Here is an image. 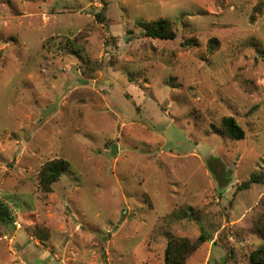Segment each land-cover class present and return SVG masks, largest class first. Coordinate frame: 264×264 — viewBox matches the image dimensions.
Here are the masks:
<instances>
[{"label":"rangeland","instance_id":"1","mask_svg":"<svg viewBox=\"0 0 264 264\" xmlns=\"http://www.w3.org/2000/svg\"><path fill=\"white\" fill-rule=\"evenodd\" d=\"M158 19L175 39L143 36ZM228 116L242 139L217 132ZM0 199V264H164L170 238L200 234L187 264H252L264 0H0Z\"/></svg>","mask_w":264,"mask_h":264},{"label":"trees","instance_id":"2","mask_svg":"<svg viewBox=\"0 0 264 264\" xmlns=\"http://www.w3.org/2000/svg\"><path fill=\"white\" fill-rule=\"evenodd\" d=\"M260 13V9H258ZM97 20L102 21L103 19L97 15ZM142 34L145 37L157 38V39H175L176 31L174 30L170 20L158 19L142 23ZM132 31H129V34ZM217 40L211 38L208 43L209 53L217 47ZM185 46H195L192 40L188 39L183 42ZM217 132L222 135L233 139L239 140L244 137V129L237 123L234 117L228 116L221 120L220 126L216 129ZM69 170V163L65 159L57 158L45 162L39 173L38 182L39 188L42 192H50L52 185L60 178V176ZM260 175L255 173L251 174L248 180L238 185V190L247 189L252 184L261 182ZM14 220L12 210L7 202L0 199V224L3 222H12ZM262 236L264 237V225L259 228ZM206 240L204 234H200L196 241L192 242L187 238L172 237L170 238L165 246L164 250V264H187V257ZM249 261L252 264H264V243L259 245L249 255Z\"/></svg>","mask_w":264,"mask_h":264},{"label":"water","instance_id":"3","mask_svg":"<svg viewBox=\"0 0 264 264\" xmlns=\"http://www.w3.org/2000/svg\"><path fill=\"white\" fill-rule=\"evenodd\" d=\"M113 150H114V148H112V151H111L112 153H113Z\"/></svg>","mask_w":264,"mask_h":264}]
</instances>
